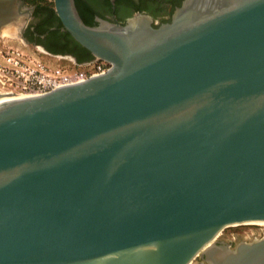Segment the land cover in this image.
<instances>
[{"label": "water", "instance_id": "95a60500", "mask_svg": "<svg viewBox=\"0 0 264 264\" xmlns=\"http://www.w3.org/2000/svg\"><path fill=\"white\" fill-rule=\"evenodd\" d=\"M54 9L111 68L0 104V264H264V237L218 240L264 223V0H183L159 26ZM34 11L0 0V35L30 45Z\"/></svg>", "mask_w": 264, "mask_h": 264}, {"label": "trees", "instance_id": "16d2710c", "mask_svg": "<svg viewBox=\"0 0 264 264\" xmlns=\"http://www.w3.org/2000/svg\"><path fill=\"white\" fill-rule=\"evenodd\" d=\"M27 4L35 6V17L39 22L34 25V33L43 35L49 33L46 41H40L46 47V50L53 55L76 54L77 51L83 53L78 65L90 64L94 62V56L81 45H79L70 34L62 31V23L56 15L53 1L44 0H25ZM77 8L84 22L89 26H97V18L109 20L112 22L125 24L127 19L134 16L137 12H145L153 15L154 20L158 19L157 0H102L101 6H96L97 0H75ZM183 0H176L177 7L181 6ZM117 15V20L107 18V15ZM167 22H170L167 21ZM159 26V25H156ZM30 27H33L31 25ZM54 28V30H52ZM40 45V44H39Z\"/></svg>", "mask_w": 264, "mask_h": 264}, {"label": "built area", "instance_id": "2783aa9c", "mask_svg": "<svg viewBox=\"0 0 264 264\" xmlns=\"http://www.w3.org/2000/svg\"><path fill=\"white\" fill-rule=\"evenodd\" d=\"M7 64L0 68V74L3 75H0V83L7 92L28 97L45 95L60 87L83 83L106 74L111 68L110 63L95 60L82 69L64 71L50 69L40 61H26L20 56L9 57Z\"/></svg>", "mask_w": 264, "mask_h": 264}, {"label": "rangeland", "instance_id": "374dc122", "mask_svg": "<svg viewBox=\"0 0 264 264\" xmlns=\"http://www.w3.org/2000/svg\"><path fill=\"white\" fill-rule=\"evenodd\" d=\"M44 1H53L54 3V0ZM13 56H20L21 58L23 57L24 59H26V61L31 60V62L40 61L50 69H62L64 71L82 69L84 68V65H86H78L72 59L66 57V55H63L64 57H58L48 54L40 47L26 45L21 40L3 33L2 35H0V68L6 67L8 65L7 59ZM0 78L2 77L0 76ZM0 90L7 92L4 85H2L1 83ZM262 237H264V226L241 225L225 229L219 236L218 240L226 242L228 244L233 243L236 245L241 241L251 242ZM198 260H196L194 264H197Z\"/></svg>", "mask_w": 264, "mask_h": 264}, {"label": "flooded vegetation", "instance_id": "af4514ba", "mask_svg": "<svg viewBox=\"0 0 264 264\" xmlns=\"http://www.w3.org/2000/svg\"><path fill=\"white\" fill-rule=\"evenodd\" d=\"M175 1L176 0H157L155 2V5H157V9H158V11H157L158 19L155 20L156 25H161L163 23H166L169 20L171 21L172 15H173L175 9L177 8V4H175ZM111 3L115 4V1L111 0ZM102 4H103L102 0H97V2L95 3V5L98 7L101 6ZM35 10H36V8H35ZM34 13H35V11H34ZM137 13H145V12H137ZM137 13H135V14H137ZM116 17H117L116 14L111 15V16L107 15L108 19H111L114 21L117 20ZM38 22H39V20L36 19L35 14H34V19L30 22L28 28L26 29L25 38L31 43L30 45L37 43L46 49L44 44H42L40 41H43V42L46 41L48 39L49 33H45L43 35H40L38 33H34V30H35L34 25H36ZM31 25H33V27H30ZM68 55L74 57L77 63H79L78 60L80 58L84 57L83 53L78 52V51L76 54H68ZM236 245L233 243L231 244L232 248H234ZM197 264H207V263L203 259H199Z\"/></svg>", "mask_w": 264, "mask_h": 264}, {"label": "bare ground", "instance_id": "6f19581e", "mask_svg": "<svg viewBox=\"0 0 264 264\" xmlns=\"http://www.w3.org/2000/svg\"><path fill=\"white\" fill-rule=\"evenodd\" d=\"M0 104L2 103H6L8 101H12V100H15V99H20V98H25V97H28V96H24V95H20V94H15V93H10V92H4L3 90H0ZM247 225H260V226H264V223L262 222H256V223H250V224H247Z\"/></svg>", "mask_w": 264, "mask_h": 264}]
</instances>
